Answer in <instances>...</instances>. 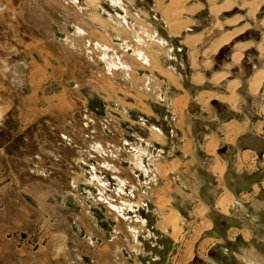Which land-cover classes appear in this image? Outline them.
<instances>
[{
	"label": "crops",
	"instance_id": "crops-1",
	"mask_svg": "<svg viewBox=\"0 0 264 264\" xmlns=\"http://www.w3.org/2000/svg\"><path fill=\"white\" fill-rule=\"evenodd\" d=\"M123 1L45 0L43 5L38 0H7L6 8L0 11L10 13L14 28L30 27L43 13L50 19V12L60 16L53 19L59 36L23 33L28 39L11 43L16 44L12 48L15 52H3L0 56L2 61L10 60L0 71L1 77H10L11 87L5 91L26 94L28 103L22 110L28 118L48 111L65 115L68 109L83 106L85 92H90L102 105L100 114L88 117L95 122L93 129L96 125L92 137L97 139L91 149L82 147L88 132L80 127L75 137L59 132L54 148L34 157H50V162L58 164V182L66 183L67 170L71 172V168L75 174H81L77 181H83L78 164L81 156L89 153L100 162L107 159L102 165L110 176L109 183L124 190L149 191L143 204L151 205L153 222L149 223L147 212L144 216L129 212L108 216L110 221H117L109 232L95 229L92 223L90 236L102 243L82 251L85 264H264V222L259 220L258 213L250 211L252 206L264 207V124L242 114L244 95L238 90L244 86L248 94H256L261 86L254 82H262L264 77L249 73L247 85L233 77L225 81L222 89L218 87L230 77L237 50L222 69L213 67L214 55L237 32L224 36L225 39L220 33L200 51L195 48L206 42L210 33L209 29L197 28L198 16L206 8L220 20L219 16L233 6L259 7L262 0L188 3L180 16L174 3L177 0H153L151 10L160 19L166 38L158 37L159 29L148 23L150 9L125 7ZM107 3L115 9L110 10ZM239 20L232 15L224 20V25ZM136 25H146L148 29L144 42L134 35ZM216 26L214 22L211 28ZM117 39L128 43L127 47L133 42L141 49L131 54L119 47ZM173 41L188 48L184 58L176 55ZM180 66L193 69L190 85L183 83ZM205 69L209 72L205 73ZM162 81L168 85L165 92ZM128 109H137L134 113L138 111L139 120L132 121L134 115ZM5 110L1 106L0 120ZM116 110H122V119L129 121L124 122V127L131 123L139 129L134 134L144 148L130 144L131 132L123 129L122 139L115 133L111 123ZM85 122L80 120L79 125L87 126ZM121 154L126 156L124 162L139 167L135 171L136 183L128 179L134 173L131 166L115 164L114 157ZM72 161L75 166L68 168ZM221 218L230 220L228 227L220 225ZM130 229H135L133 238ZM226 240L237 245L233 254L224 245Z\"/></svg>",
	"mask_w": 264,
	"mask_h": 264
},
{
	"label": "rangeland",
	"instance_id": "rangeland-1",
	"mask_svg": "<svg viewBox=\"0 0 264 264\" xmlns=\"http://www.w3.org/2000/svg\"><path fill=\"white\" fill-rule=\"evenodd\" d=\"M6 1L3 0V3L6 4ZM181 1H175L180 12H178L179 16L184 15V5L205 2L206 0H188L184 4ZM37 3L44 5L45 0H38ZM123 3L125 7L133 8L136 6L151 10L153 0H135L134 3L124 0ZM1 4L2 2H0ZM105 5L110 10L114 8L109 3ZM1 9L4 8L0 6V11ZM31 15L36 16L37 14ZM150 15L146 17L148 23L159 29L158 37L166 38V33L161 30L158 16L157 18L154 16L153 10H151ZM232 15H236L240 20L224 25V20ZM50 16L51 19L43 13L33 21V27L30 25L28 28H23L19 25L18 28H14L11 24L10 13L3 11L0 14V56L3 52H15L16 50L12 48L16 44L13 43L14 45H12L11 43L18 39H28V36L23 35V33L31 34L33 32L35 36H59L60 32L53 19H60V16L54 12H50ZM217 17L218 15L210 14L208 8L199 14V26L197 28L209 29L210 33L207 41L196 45L195 48L200 51L220 33L227 37L228 34H232L236 30L237 34L234 38L228 39L229 42L214 55L213 67L222 69L223 65L231 60L232 53L236 50L238 53L234 56L238 61L234 60L236 63L232 67L230 77L226 78L224 83L218 87L222 89L225 81L233 77L239 78L243 85L245 83L247 85L246 75L249 73H258L259 77H264V0L259 7L256 5L249 8L233 6L231 10L225 11L219 16L220 20H217ZM214 22L217 23V26L211 28ZM137 26H135L134 35L142 38L141 42H144L148 36V29L146 25ZM116 42L119 43L120 48L129 50L131 54L141 49L133 42L128 47V43L125 44L121 39H117ZM173 44L176 55L180 59L184 58L188 48L179 42L173 41ZM259 46L261 47L259 48ZM120 55L121 52L116 57L118 62L119 57H122ZM9 64L10 60L2 61L0 59V71H2V66ZM192 70V68L185 66H180L178 69L186 86L190 85ZM208 72L209 70L205 69V73ZM9 82L10 77L3 78L0 76V109L1 106L6 107L0 120V264H85L82 251L94 243H102L100 239H94L90 236L91 231L89 229H93L92 223L95 229L100 228L109 232L112 231L113 225L117 221H110L108 216H120L129 212L131 214L135 212L139 216H144L147 212L149 223L153 222L150 212L151 205L143 204L149 197V191L143 188L124 190L119 185L109 183L110 181L107 179H110V176L102 165L107 159L103 158L104 161L100 162L97 160L98 158L92 157L89 153L82 155L78 170L83 172V181H77L81 174L79 172L75 174L74 169L71 168V172L67 170L66 183H59L57 180L58 164L50 162L51 158L48 156L34 157V154H44L46 149L54 148V143L58 142L59 136H56L59 132L64 131L75 137L76 132L78 134L80 131V127L86 128L88 132V134L85 133L87 136L83 140L82 147L91 149L97 139V136L92 137L95 135L96 125L93 126V129L92 124L95 122L88 117L94 113H101L102 105L98 101L99 99L93 98L90 92H85L83 108H70L65 115L51 111L43 114L39 112L38 115L35 114V118L33 115L28 118L25 110H22V107L24 108L28 103L24 97L26 94L5 91L11 87ZM259 83L261 87L256 94L255 92L252 95L248 94L244 86L238 90L244 95L242 97L244 107L242 114L248 115L254 122L258 120L264 124V81L259 80ZM161 85L165 92L168 87L167 83L162 81ZM254 85L259 86L258 81L254 82ZM152 100L155 101V99ZM134 110H129L134 115V118H131L132 121L139 120L138 111L134 113ZM18 111H21L22 114L19 115ZM113 114L116 118L112 121L111 126L115 133L117 132L118 137L122 139V130L125 129V132L132 133L130 144L133 143L144 148V143L134 134L139 129L135 125L130 126L131 123L124 127V122L129 121L122 119V110H116ZM83 115L87 126L79 125L80 120L84 123ZM135 124H137L136 126L139 125L138 123ZM125 160L126 156L122 154L114 157L116 165L125 163L132 167L134 173L128 179L136 183L138 173L135 171L139 167H136L134 163H126ZM67 166L68 168L74 167L75 162L72 161ZM84 166H87V170H82ZM50 169L54 171L49 172ZM123 175L129 177L126 173ZM72 179L75 181L72 182ZM98 180H101V183ZM142 207L144 208L142 209ZM250 209L251 212L258 213L259 220L264 222V207L252 206ZM116 219L118 220V218ZM219 223L221 226L227 225L228 227L230 220L221 218ZM129 232L133 238L135 229H130ZM119 243L122 245L123 242L119 241ZM143 243L147 246L144 241H142ZM224 245L231 254L237 248L234 242L227 240ZM137 248L138 245L135 246V249Z\"/></svg>",
	"mask_w": 264,
	"mask_h": 264
},
{
	"label": "bare ground",
	"instance_id": "bare-ground-1",
	"mask_svg": "<svg viewBox=\"0 0 264 264\" xmlns=\"http://www.w3.org/2000/svg\"><path fill=\"white\" fill-rule=\"evenodd\" d=\"M180 1H181V0H180ZM233 1H234V0H233ZM235 1H236V0H235ZM235 1H234V2H235ZM246 2H247V1H246ZM175 3H176V2H175ZM169 4H170V3H169ZM173 4H174V3H173ZM228 4H229V3H228ZM251 5H252V4H251ZM255 5H256V4H255ZM180 6H181V5H180ZM243 6H244V5H243ZM245 6H246V5H245ZM177 8H178V7H177ZM214 8H216V7L214 6ZM157 9H158V8H157ZM166 9H167V8H166ZM171 9H172V8H171ZM174 9L176 10V8H174ZM222 9H223V8H222ZM224 9H225V8H224ZM257 9H258V8H257ZM175 10H174V11H175ZM178 10H179V9H178ZM183 10H184V9H183ZM214 10H215V9H214ZM219 10H221V9H219ZM254 10H255V8H254ZM168 11H169V10H168ZM212 11H213V10H212ZM190 12H191V11H190ZM179 13H180V12H179ZM172 17H173V16H171V18H172ZM171 18H169V19H171ZM232 20H233V19H232ZM234 21H235V20H234ZM169 22H170L169 26L171 25L170 28H173V27H172L173 24H171V21H169ZM172 22H173V20H172ZM175 22H176V21H174V24H175ZM182 22H183V20H182ZM186 22H187V21H186ZM179 23H180V21H179ZM215 23H216V22H215ZM220 23H221V22H220ZM216 24H217V23H216ZM255 24H256V23H255ZM221 25H222V24H221ZM221 25H220V26H221ZM175 26H176V28H177V23H176ZM180 26H181V25H180ZM180 26H178V28H179ZM183 26H184V25H183ZM222 26H223V25H222ZM184 27H185V26H184ZM182 28H183V27H182ZM182 28L180 27V29H182ZM174 29H175V27H174ZM174 29H173V30H174ZM178 30H179V29H178ZM235 31H236V30H235ZM235 31H234V32H235ZM239 31H241V30H239ZM170 32H171V31H170ZM172 32H173V31H172ZM176 32H177V31H176ZM234 32H233V33H234ZM233 33H232V34H233ZM173 34H174V33H173ZM175 34H176V33H175ZM234 34H235V33H234ZM228 35H231V34H228ZM228 35H227V36H228ZM224 36H225V35H223L222 38H224ZM197 37H198V36H197ZM197 37H196V38H197ZM201 37H202V35H201ZM229 37H231V36H229ZM229 37H228V38H229ZM188 38H189V37H188ZM190 38H191V37H190ZM196 38H195V39H196ZM198 38H199V37H198ZM202 38H203V37H202ZM219 38H220V37H219ZM186 39H187V38H186ZM191 39H194V38H191ZM195 39H194V41H195ZM224 39H225V38H224ZM229 39H230V38H229ZM196 40H197V39H196ZM220 40H221V39H220ZM227 40H228V39H227ZM184 41H186V40H184ZM190 41H191V40H190ZM194 41H193V42H190V43H194ZM223 43H224V42H223ZM221 44H222V43H221ZM191 45H192V44H191ZM218 45H219V44H218ZM218 45H217V47H218ZM260 45H261V44H260ZM260 47H261V46H259V48H260ZM216 49H217V48H216ZM216 49H215V50H216ZM204 52H205V50H204ZM210 52H211V51H210ZM192 53H194V52H192ZM192 53H191V55H192ZM205 53H206V52H205ZM236 53H237V52H236ZM240 53H241V52H240ZM194 54H195V53H194ZM196 55H197V54H196ZM205 55H206V54H205ZM205 55H204V56H205ZM237 55H238V53H237ZM237 55H236V56H237ZM194 56H195V55H194ZM202 56H203V55H202ZM195 57H196V56H195ZM204 58H206V57H204ZM237 58H238V56H237ZM193 59H194V58H193ZM207 59H208V58H207ZM236 61H238V60H236ZM193 62H194V60H193ZM210 63H211V62H210ZM210 63H209V64H210ZM208 66H209V65H208ZM205 67H206V66H205ZM195 69H196V68H195ZM198 69H199V68H198ZM196 74H197V73H196ZM223 74H225V73H223ZM256 74H258V73H256ZM256 74H255V75H256ZM219 75H221V74H219ZM225 76H226V75H225ZM254 77H255V76H254ZM200 78H201V77H200ZM220 78H221V77H220ZM221 79H222V78H221ZM260 79H261V78H260ZM198 80H199V79H198ZM202 80H203V79H202ZM219 80H220V79H219ZM194 81H195V80H194ZM196 81H197V80H196ZM230 82H231V81H230ZM249 82H250V81H249ZM200 83H201V82H200ZM236 83H237V82H236ZM236 83H235V84H236ZM251 83H252V82H251ZM233 84H234V83H233ZM258 84L260 85L259 80H258ZM227 86H228V85H227ZM250 86H251V85H250ZM229 88H230V86H229ZM233 88H234V85H233ZM250 88H251V87H250ZM252 89H253V88H252ZM252 89H251V90H252ZM228 90H229V89H228ZM204 92H205V91H204ZM207 92H209V91H207ZM251 92H252V91H251ZM231 93H233V92H231ZM209 94H211V93H209ZM233 94H234V93H233ZM206 95H207V94H206ZM206 95H205V96H206ZM214 95H215V94H214ZM214 95H213V96H214ZM208 96H209V95H208ZM220 96H221V95H220ZM224 96H225V95H224ZM184 97H185V96H184ZM222 97H223V96H222ZM229 97H230V95H229ZM233 97H234V96H233ZM199 98H200V97H199ZM212 98H214V97H212ZM223 98H225V97H223ZM205 99H206V98H205ZM205 99H204V101H205ZM238 99H239V98H238ZM238 99H237V100H238ZM201 100H203V99H201ZM208 100H209V98H208ZM224 100H226V99H224ZM228 100H230V98H229ZM228 100H227V101H228ZM232 101H233V98H232ZM205 102H206V101H205ZM207 102H208V101H207ZM235 102H236V101H235ZM200 103H201V102H200ZM203 103H204V102H203ZM203 103H202V104H203ZM234 104H235V103H234ZM206 105H207V103H206ZM231 105H233V103H232ZM180 110H181V109H180ZM178 125H179V124H178ZM227 129H228V128H227ZM228 138H229V137H228ZM221 164H222V163H221ZM219 169H221V168H218V170H219ZM223 199H224V198H223ZM223 201H224V200H223ZM219 205H220V204H219ZM225 206H226V205H224V207H225ZM225 210H226V209H225Z\"/></svg>",
	"mask_w": 264,
	"mask_h": 264
},
{
	"label": "built area",
	"instance_id": "built-area-1",
	"mask_svg": "<svg viewBox=\"0 0 264 264\" xmlns=\"http://www.w3.org/2000/svg\"><path fill=\"white\" fill-rule=\"evenodd\" d=\"M0 6H1L2 8H5L6 4H5V3H2Z\"/></svg>",
	"mask_w": 264,
	"mask_h": 264
}]
</instances>
